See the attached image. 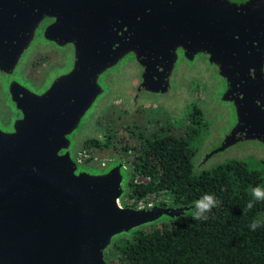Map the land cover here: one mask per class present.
<instances>
[{
    "label": "flooded vegetation",
    "instance_id": "obj_1",
    "mask_svg": "<svg viewBox=\"0 0 264 264\" xmlns=\"http://www.w3.org/2000/svg\"><path fill=\"white\" fill-rule=\"evenodd\" d=\"M75 4L84 29L90 23L93 50L105 57L106 95L74 136L79 164H103L91 159L89 150L110 144L119 154L104 163L119 160L147 182L135 172L137 139L170 136L187 142L195 173L231 159H255L264 167V0ZM70 52L54 44L38 46L26 77L36 82L56 74L70 61ZM121 52L138 62L111 66ZM116 109L129 117L113 128L105 117ZM98 123L119 137L97 130ZM130 152L128 160L124 153Z\"/></svg>",
    "mask_w": 264,
    "mask_h": 264
},
{
    "label": "water",
    "instance_id": "obj_2",
    "mask_svg": "<svg viewBox=\"0 0 264 264\" xmlns=\"http://www.w3.org/2000/svg\"><path fill=\"white\" fill-rule=\"evenodd\" d=\"M75 2L0 0V264H111L117 240L194 211L128 205L125 163L74 158V136L106 96L105 57L93 50ZM46 44L69 47L71 59L33 82L29 57ZM132 59L121 52L111 66Z\"/></svg>",
    "mask_w": 264,
    "mask_h": 264
},
{
    "label": "trees",
    "instance_id": "obj_3",
    "mask_svg": "<svg viewBox=\"0 0 264 264\" xmlns=\"http://www.w3.org/2000/svg\"><path fill=\"white\" fill-rule=\"evenodd\" d=\"M137 146L135 172L148 181L131 182L126 198L138 203L166 192L175 205H190L211 194L219 203L204 213L206 220L189 215L138 230L130 240H117L108 252L111 264H264V200L251 195L257 186L264 189L263 169L231 159L195 173L187 142L138 137ZM249 202L253 207L246 210ZM254 220L260 221L255 231L249 227Z\"/></svg>",
    "mask_w": 264,
    "mask_h": 264
},
{
    "label": "rangeland",
    "instance_id": "obj_4",
    "mask_svg": "<svg viewBox=\"0 0 264 264\" xmlns=\"http://www.w3.org/2000/svg\"><path fill=\"white\" fill-rule=\"evenodd\" d=\"M109 113L107 116L108 118L105 117V120H108L109 124L115 127H118L120 124L122 125L123 122L126 121L128 114L124 113L121 109H116V110H109ZM119 114V116H118ZM137 115V114H136ZM156 116V113H153V117ZM120 125V126H121ZM117 129V128H116ZM97 130H103L106 131L105 133L108 134H112V136L114 134H116L117 137H119V134L116 133V130H107V128L103 127L101 124L98 123L97 125ZM122 134V132H120ZM108 142L109 138L107 139ZM112 145H107V146H103V149H94L93 147L89 150V155L91 156V159L98 161V163H104L105 161L109 160V158L113 155H117L119 154L117 151V149H111ZM126 158L128 160H131L132 156L134 155L133 152L130 153H124ZM244 159V158H243ZM248 167L252 168V169H260L262 170L264 167L260 164L259 161H256L255 159H249V160H245ZM134 176V177H133ZM132 179L133 182L135 184H139V183H144V180L140 177H138L137 174L132 173ZM130 193V191L128 192V194ZM127 194V195H128ZM126 195V196H127ZM124 202L128 205H132L134 207H145L147 205H154V204H159L161 206H174V202L173 199L171 198V196L166 193V192H158L156 194H150L147 195L145 198H143L140 202L138 203H134V201L132 199H128L125 197Z\"/></svg>",
    "mask_w": 264,
    "mask_h": 264
},
{
    "label": "clouds",
    "instance_id": "obj_5",
    "mask_svg": "<svg viewBox=\"0 0 264 264\" xmlns=\"http://www.w3.org/2000/svg\"><path fill=\"white\" fill-rule=\"evenodd\" d=\"M251 195L254 200H264V189H261L259 186L251 189ZM219 201L211 194H205L199 200L194 201V211L188 213L192 216L193 220L207 219V216L204 215L205 212L211 211L212 208L218 205ZM253 203L249 202L246 206L247 209H251ZM250 229L255 231L260 227V221L254 220L250 225Z\"/></svg>",
    "mask_w": 264,
    "mask_h": 264
},
{
    "label": "built area",
    "instance_id": "obj_6",
    "mask_svg": "<svg viewBox=\"0 0 264 264\" xmlns=\"http://www.w3.org/2000/svg\"><path fill=\"white\" fill-rule=\"evenodd\" d=\"M147 206H150V205H147ZM138 208H143V207H138Z\"/></svg>",
    "mask_w": 264,
    "mask_h": 264
}]
</instances>
